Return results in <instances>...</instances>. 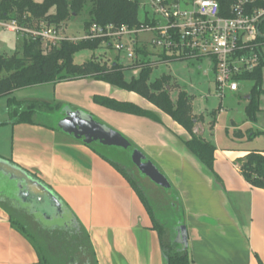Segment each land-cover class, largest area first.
I'll list each match as a JSON object with an SVG mask.
<instances>
[{
  "label": "crops",
  "instance_id": "obj_1",
  "mask_svg": "<svg viewBox=\"0 0 264 264\" xmlns=\"http://www.w3.org/2000/svg\"><path fill=\"white\" fill-rule=\"evenodd\" d=\"M205 63H196L199 81L191 90L169 75L180 88L176 97L180 91L193 97V111L198 118L194 133L216 149L213 171L186 147L185 142L191 139L187 131L136 93L93 79L38 88L50 89L53 101L64 105L62 111L69 107L107 123L132 141L168 178L184 208L182 227L186 229L191 264H264V190L253 188L238 164L250 152L264 154V150L237 146L248 134L239 128H235V146L223 147L217 137L211 140L209 133L215 129L216 120H206L194 108L201 83L203 95L218 98L215 71ZM126 73L137 77L133 71ZM99 97L133 103L154 118L108 109L96 102ZM7 120L6 128H12L13 134L11 147L6 142L9 138L0 136V158L25 170L62 199L89 234L96 256L94 264H168L147 208L109 162L60 129L13 125ZM15 205L17 201L0 194V264H44L35 246L12 226L10 210ZM181 228L178 241L185 248Z\"/></svg>",
  "mask_w": 264,
  "mask_h": 264
},
{
  "label": "trees",
  "instance_id": "obj_2",
  "mask_svg": "<svg viewBox=\"0 0 264 264\" xmlns=\"http://www.w3.org/2000/svg\"><path fill=\"white\" fill-rule=\"evenodd\" d=\"M139 2L140 0H43L38 3L35 0H0V21H17L20 25L29 28H36L41 22H45L59 28L71 19L88 13L90 19L85 23L86 30L95 24L136 27L140 25ZM218 2L222 12L226 14L233 0H218ZM259 30L264 35V23ZM259 43L261 45L259 66L252 73L244 74L239 78L241 82L255 83L246 110L252 119L260 110V98L264 94L262 89L264 39L259 38ZM101 47V40L82 41L77 44L65 41L59 47L46 51L39 40L35 41L25 36L21 51L10 56L0 55V100L8 99L9 122L13 125H44L59 130L57 126H49L39 119L62 112L63 104L18 101L13 98L14 93L27 88L85 79L102 81L138 94L169 115L190 135L191 139L185 142L188 150L213 171L216 149L211 142L194 133L198 118L193 111V97L186 91H180L173 99L172 76L164 74L153 81L151 77L154 68L149 65L143 67L137 77L127 80L126 70L119 63L108 65L97 58H92L83 64L75 63V56L80 52H95ZM138 53L144 56L147 54L142 50ZM96 102L117 112L154 118L149 111L133 103L119 102L105 97L96 98ZM5 124L8 123H0V126ZM88 146L120 172L135 190L147 208L155 229L159 232L167 263L191 264L188 250L178 241V232L184 225L185 219L182 202L174 187L171 185L169 190H165V203L155 200L150 191L140 183L141 179L146 178L140 175L133 163L124 166L107 153L97 150L93 144ZM238 164L245 180L253 188L264 190V154L260 151H252L239 160ZM56 196L63 205L62 216L51 221V224L44 225L43 217L38 219L30 207L22 206L17 201L18 205L10 210L13 228L35 246L44 264L96 263L88 232L62 199ZM55 220L62 223H54Z\"/></svg>",
  "mask_w": 264,
  "mask_h": 264
},
{
  "label": "built area",
  "instance_id": "obj_3",
  "mask_svg": "<svg viewBox=\"0 0 264 264\" xmlns=\"http://www.w3.org/2000/svg\"><path fill=\"white\" fill-rule=\"evenodd\" d=\"M139 5L140 25L95 24L82 38L67 37L62 27L45 22L29 28L17 21H0V27L39 40L46 51L65 41L77 44L101 40L100 49L122 54L126 62L114 63L135 75L146 65L155 69L173 62H206L215 71L220 99L228 92L237 93L242 83L239 78L260 64L259 28L264 19V0H233L227 15L218 0H140Z\"/></svg>",
  "mask_w": 264,
  "mask_h": 264
},
{
  "label": "rangeland",
  "instance_id": "obj_4",
  "mask_svg": "<svg viewBox=\"0 0 264 264\" xmlns=\"http://www.w3.org/2000/svg\"><path fill=\"white\" fill-rule=\"evenodd\" d=\"M38 3H41L43 0H35ZM142 18V15H141ZM90 17L88 13H84L83 15L71 19L69 22L63 24L62 28L64 29V35L70 38H82L86 33L85 23L89 20ZM23 45V38L21 36L10 33L5 29L0 27V55L10 56L16 52L21 51ZM263 55H264V47H263ZM92 58L102 59L101 61L114 62L119 61V63L126 62L123 55L114 51V50H105L100 49L95 52L92 51H83L75 56V63L82 64L87 61H90ZM207 64V63H205ZM202 66V65H201ZM198 66L196 64H188L184 62H173L169 65H160L156 67L153 71L152 80H156L163 74L173 75L176 77L179 82L185 87L187 90H191V86L197 85L199 81L198 75ZM203 70L209 71L207 68H203ZM203 74V73H202ZM201 74V75H202ZM200 75V76H201ZM138 76V75H137ZM125 77L127 80H130L132 77H135L133 73H126ZM203 77L201 76V80ZM243 83V82H242ZM201 83L198 87V96L194 100V108L196 113L204 114L206 120L212 121L216 120L215 129L209 133V137L211 140L214 138H218L221 146L229 147L235 146L234 144L237 142L235 140V128H239L243 131L244 134L248 132L246 139L242 142H239L237 146L239 147H248L251 149H260L264 150V94L261 96L259 111L256 112L254 119L250 118L247 114V107L249 105L251 92L255 87V83L253 81H246L243 83V87L239 93H227L223 99L209 97L207 98L204 94V84ZM206 87V84H205ZM262 89L264 90V70H263V83ZM180 88L174 84V91L172 92V98L175 99V92L179 91ZM14 98L16 100H49L51 104H55L53 93L48 88H27L24 90H20L14 94ZM7 98H3L0 100V123H8L9 116L7 115ZM65 111L54 113L51 116L41 117L39 120L44 122L49 126H57L59 127V123L64 119ZM214 112H216L215 118L213 117ZM64 113V114H63ZM7 120V121H6ZM102 124L108 126L104 121H100ZM7 125L0 126V136L5 139H8V146L11 147V139H12V128H6ZM109 127V126H108ZM10 129V130H9ZM33 133V130L30 131ZM254 134L255 136H251ZM37 135V134H36ZM126 138V137H125ZM127 139V138H126ZM128 140V139H127ZM234 140V141H233ZM130 141V140H129ZM132 143V141H130ZM137 149H139L134 143H132ZM96 149L99 151H103L110 155L114 160L120 162L124 166H130L132 163L131 157L124 149L114 148V147H103L96 144H93ZM140 150V149H139ZM141 151V150H140ZM130 171V170H129ZM144 185L153 195L155 200H159L160 202L165 203V195L166 191L156 186L148 179H141L140 182ZM15 189V184L13 182L8 181L5 177L0 174V194H3L4 197L13 199V193ZM149 193V194H150ZM17 201V200H15ZM38 219H41L42 216L39 214H35ZM52 222L46 219H43V224L48 225ZM54 223L61 224V221L55 220ZM53 223V224H54Z\"/></svg>",
  "mask_w": 264,
  "mask_h": 264
},
{
  "label": "water",
  "instance_id": "obj_5",
  "mask_svg": "<svg viewBox=\"0 0 264 264\" xmlns=\"http://www.w3.org/2000/svg\"><path fill=\"white\" fill-rule=\"evenodd\" d=\"M263 23L264 19L260 26ZM259 38L264 39L261 32H259ZM64 111L65 117L59 123V129L62 132L87 145L96 144L103 147L124 149L130 155L132 163L143 178L149 179L164 190L171 188L170 181L159 168L121 133L95 120L93 116L83 111H75L69 107L65 108ZM0 174L15 184L13 199L20 202L22 206L30 207L35 214H39L49 221H53L64 214L63 205L55 193L25 170L0 158ZM185 231V227H182L181 242L187 249Z\"/></svg>",
  "mask_w": 264,
  "mask_h": 264
},
{
  "label": "flooded vegetation",
  "instance_id": "obj_6",
  "mask_svg": "<svg viewBox=\"0 0 264 264\" xmlns=\"http://www.w3.org/2000/svg\"><path fill=\"white\" fill-rule=\"evenodd\" d=\"M65 117V116H64Z\"/></svg>",
  "mask_w": 264,
  "mask_h": 264
}]
</instances>
